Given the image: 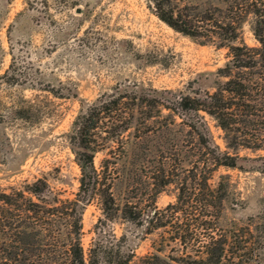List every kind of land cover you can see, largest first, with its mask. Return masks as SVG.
Listing matches in <instances>:
<instances>
[{
	"label": "rangeland",
	"instance_id": "rangeland-1",
	"mask_svg": "<svg viewBox=\"0 0 264 264\" xmlns=\"http://www.w3.org/2000/svg\"><path fill=\"white\" fill-rule=\"evenodd\" d=\"M175 1L227 7L226 0ZM252 21L249 15L240 32L246 44L255 46ZM227 59V49L200 44L169 27L148 0H0V196L43 177L55 195L74 197L80 171L72 136L79 114L116 90L124 95L122 107L133 106L130 97L136 94L152 98L161 90H212L216 71ZM169 113L163 108L151 119H130L127 130L125 120L101 123L94 163L107 165L116 202L145 210L169 206L167 214H172L181 182L196 173L199 183L208 174V185L221 188L222 204L211 216H201L209 229H198L185 241L172 240L168 228L144 234L120 218L103 223L109 240L133 248L138 257L158 252L179 264H197L210 236H223L230 245L233 230L237 245L246 248L238 258L264 264V138L249 139L264 124L251 121L241 127L237 135L245 137L228 147L224 131L204 114L215 144L238 155L240 167L194 168L190 138L181 125L168 123ZM102 219L95 196L82 217L86 253Z\"/></svg>",
	"mask_w": 264,
	"mask_h": 264
},
{
	"label": "trees",
	"instance_id": "trees-1",
	"mask_svg": "<svg viewBox=\"0 0 264 264\" xmlns=\"http://www.w3.org/2000/svg\"><path fill=\"white\" fill-rule=\"evenodd\" d=\"M226 1L227 7L223 10L180 5L175 0H148L158 18L175 31L200 44L227 49L228 59L217 69L218 79L213 89L198 90L194 94L154 91L152 98L136 94L130 97L135 101L133 106L127 107H122L124 95L116 90L87 107L73 123V152L80 171L74 197L55 195L43 177L23 181L10 194L0 196V264H130L135 258L136 264H179L180 261L174 262L173 258L158 252L138 257L133 248L114 246L103 223L120 218L141 228L144 234L168 228L173 231L172 240L185 241L198 229H209L201 216H211L214 209L220 208L223 191L208 185V174L199 183L194 173L190 182H181L172 214H167L169 206L145 210L129 201L118 204L107 165L98 168L94 163L98 130L107 118L125 120L123 129L127 130L128 120L151 119L166 108L170 111L168 123L181 125L186 130L184 137L190 138L189 154L194 168L240 167L238 155L230 156L215 144L204 114L224 131L228 147H235L236 140L245 137L237 135L241 127H249L251 121L264 124V0ZM249 15L253 16L251 29L257 42L255 46L246 44L240 32L242 22ZM254 132L249 139L262 140L264 125ZM95 196L100 200L104 219L94 226L95 236L86 253L82 244V217L85 206ZM176 213L178 216L173 221L171 217ZM230 233L233 240L230 245L223 236H210L201 246V258L196 263L244 264L237 255L246 248L240 243L237 245L235 231Z\"/></svg>",
	"mask_w": 264,
	"mask_h": 264
},
{
	"label": "water",
	"instance_id": "water-1",
	"mask_svg": "<svg viewBox=\"0 0 264 264\" xmlns=\"http://www.w3.org/2000/svg\"><path fill=\"white\" fill-rule=\"evenodd\" d=\"M77 11H79V10H77Z\"/></svg>",
	"mask_w": 264,
	"mask_h": 264
}]
</instances>
